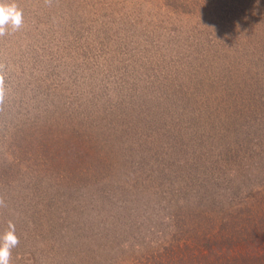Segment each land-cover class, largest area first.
<instances>
[{"label": "rangeland", "instance_id": "1", "mask_svg": "<svg viewBox=\"0 0 264 264\" xmlns=\"http://www.w3.org/2000/svg\"><path fill=\"white\" fill-rule=\"evenodd\" d=\"M0 2L14 3L23 13V26L0 37L6 89L0 105V236L11 222L19 239L9 264H226L232 257L217 239L222 238L219 223L240 220L251 211L243 219L264 224V62H259L256 81L247 67L242 70L248 51L241 49L251 50L248 57L264 52V18L257 24L251 19L247 24L228 17L223 21V0ZM65 18L70 25H89L91 38H103L108 47L117 40L126 44L132 55L124 60L131 61H114L105 79H90L94 90L87 93V85L51 74L56 61L40 54L38 37L47 24ZM217 18L222 28L214 27ZM65 26L54 27V34ZM158 27L163 32L157 43ZM221 29L230 45L222 48L235 53L220 48L213 54L217 48L210 44V32ZM162 41L165 49L174 44L181 49L176 58L170 52L161 60L162 49L156 46ZM61 42H48L46 50ZM110 57L116 59L114 53ZM78 59L73 71L85 67ZM225 60L235 62L228 67ZM74 93L78 99L71 104ZM24 126L27 140H17ZM88 138L90 154L94 147L117 162V183H123V175H141L127 188L139 194L136 201L129 193L111 191L93 208L89 186L73 192L83 169L75 164L66 170L69 160L77 159L66 156L59 142L69 148L77 141L82 150ZM13 143L21 152L10 163ZM160 170L165 176L160 177ZM165 197L182 208L185 219L179 217L177 226L156 217L175 214L166 204L159 210L145 205ZM109 203L111 213H96ZM134 209L141 211L132 213ZM143 211L151 217L144 219ZM183 223L202 226L199 234L205 229L208 241H190ZM122 224L129 228L116 229ZM250 248L234 255L264 264L256 241Z\"/></svg>", "mask_w": 264, "mask_h": 264}, {"label": "trees", "instance_id": "2", "mask_svg": "<svg viewBox=\"0 0 264 264\" xmlns=\"http://www.w3.org/2000/svg\"><path fill=\"white\" fill-rule=\"evenodd\" d=\"M253 1L255 2L254 5H252ZM223 5H224L223 12H225L223 16H221L223 21H225L228 17V18L233 19L236 24L241 23L242 20H244L243 22L247 24L248 21L246 19H251L252 21H254L255 24H257L262 21L261 20L262 18H264V0H241V1H238L237 3L235 2L230 3L229 6L226 5L225 0H223ZM216 21L217 22L215 23L214 27L222 28V23L220 19L217 18ZM89 23L93 25L94 21H89ZM45 24L42 23V26H45ZM108 24H109V21H108ZM112 24H114L113 21H112ZM161 24L162 23H159V25ZM58 25L60 26L66 25V26L64 27V30H61L59 33L54 34V31H55L54 27H57ZM88 27L89 25L86 26L80 23H72V25H70V22L67 20V18H65L59 21H55L54 24H47L44 28L40 29L44 36L42 37V34H40V36L38 37L39 48L42 51H44L40 54L49 55L53 57V59L56 61V63L53 65V70H50L51 74L54 72V74H56L57 76H61V77H66V75H68L67 78L70 77L68 79L69 81L74 82L76 80L77 82L79 81V83H81L78 86L83 87L84 85H87V87L89 88L86 90L82 88L83 93H87V92L94 90L91 86H88L89 82L91 80L93 81V79L91 78L97 77V79L98 78L102 80L105 79L106 75H109L107 72V68L112 66L114 61L115 62L121 61L122 63L127 62L128 64L129 61L131 60H124V57L127 55L128 56L132 55L130 54L127 48V45L119 42L118 40L114 42V44L110 45L111 47H108V43L104 42L103 38L102 40L98 38L97 36H96L97 38H94V39L91 38L93 37L94 32L89 30ZM156 27L157 25L155 26V28ZM158 28L160 31H157V32L154 31L158 37H155V39L153 40V41H156L157 43L159 42V40H161L162 32H163V27H158ZM224 30L225 29H221L218 32H210V44L212 45V47L217 48L213 50L214 55L217 50H222V49L224 50L227 49L228 51L232 52L231 48H222L223 46L226 45V41L224 40V37H223L226 34V31ZM230 34H233V29L231 30ZM241 35H243V33ZM56 39H58V41H62L61 46L58 47V44H57V47H53L52 49L46 50L47 47H49V46H46V44H48V42L52 44ZM162 44H163V41L161 42L160 46L158 45L156 46L158 50L162 49L161 51L163 55H161V60H165L166 55H169L171 53L172 55L170 58H176L175 57L176 53L181 50L178 47H176L175 44L171 46V48L168 47L166 49L161 46ZM228 47H230V45H228ZM241 49L248 51L244 53V58H243L244 65L242 66L243 67L242 70H245L247 67L248 69L247 71H249V74H251L250 77L256 78V81H257V79L261 75V67L259 65V62L260 61L264 62V55H262V53L264 52L262 51L257 52V56L253 55L252 53L251 56L248 57V53L251 50L247 48H241ZM49 50H51L52 52L50 53ZM111 53H114V55L116 56V59H112V57H110ZM232 53H235V52H232ZM148 55H145V56H148ZM77 59L80 60V62H82L83 65H85V67L82 70L73 71L74 69L73 67ZM233 62L235 61H228V60L223 61L224 65H227L228 67H231ZM88 65H91L89 70L87 68ZM139 65H141V63H138V66ZM151 66L155 69L159 68L156 64H153ZM82 79L84 80L81 82ZM60 80L62 81L64 79H60ZM78 86L75 88L78 89ZM71 95H72L71 97H73V99L71 100V104H73V102L76 101L78 97L76 93L71 94ZM48 98L49 96L47 97V99ZM55 98L56 97L54 96L50 97V100L48 101V103H50L53 99L55 100ZM58 98L59 99H57V101L59 102L60 100L63 105L65 106L70 105V101L68 99L64 97H58ZM33 105H36V103L34 102ZM19 131H21V129ZM26 133H27V127L24 126L22 127L21 134L16 135V137L18 136L17 140L19 139L25 140ZM72 135L76 137L75 133H72ZM65 137H66V134L63 135L62 139H65ZM89 139L90 138L87 139L86 148H83L82 150L79 148L77 141L73 142L72 146L69 148L64 147L65 146L64 140L63 141L60 140L59 142L61 146L63 145L62 146L63 150L61 151H64L65 155L67 154L66 156L69 155L70 158L72 156L73 159L74 158L77 159L76 163H72L71 162L72 160L71 161L69 160V165L66 167V170L69 171L70 165H75V164H80L77 166V168L83 169L82 171L76 174V177H78V179L75 181L76 183L73 184V187H72L73 192H78L77 191L78 189L81 190L83 187L89 186L90 187L89 193H90L91 200H92V196L94 195V198L92 200L93 208L105 202L107 200L108 192H111V191H115L116 193L117 192L129 193L136 201L139 194H135L134 191H128L127 188L133 183L140 181L141 175L139 173L138 175H136V177H131V176H134L132 173L128 176L123 175L122 177L125 176L123 183H120V182L117 183L115 180V178H117L116 170L119 168L117 166V162L112 159H108V158L105 159L104 157L101 156L98 149L94 147L93 149L95 150V154L94 155L90 154L89 145H92V143L89 142ZM12 146L14 147H11L12 152L10 153L11 154L10 156L11 160L9 161L10 163L12 162L14 163L17 160L16 154L21 152V149H19L20 147L17 144L13 143ZM84 159L87 161L90 160V163L87 165ZM92 161H96V164L94 166H92L91 164ZM160 171H159L160 177L165 176L166 174L165 171L163 172L162 170ZM87 176H89L88 179L86 178ZM79 179H84V181L79 180ZM163 199H164V203H163ZM134 200H133V203L135 202ZM162 204H166L167 208L171 212L174 211L175 214L167 213L166 215H159V214H162V213H159L158 216L156 215L157 218L163 217L167 221H169L172 225H176L178 223L179 217L185 219L184 215L181 213L182 208H180L178 205V202L172 198L169 199L165 197L159 201L155 200L154 202L152 201L150 202V200H148L145 203V205L149 207L156 206L158 210L162 208L161 206ZM123 205L124 207L128 206L127 203H123ZM106 206L107 207H103L100 210H97L96 213L102 214V215H108L109 213H111L114 207L113 203H109ZM137 210L138 209H134V211L131 210V212L136 213V212L141 211V210H138V211ZM142 213L143 215L145 214L144 211ZM147 214L150 216H148ZM145 215H146V218L144 219H148L151 217V214L148 211H146ZM247 216H252V212L244 211V213L240 215L241 217L239 218L240 220H234L233 222H230L231 220H229L228 222L225 221V222L219 223V230H220L219 237L222 236V238H217V239L220 240V245L222 246V248H227L230 251L231 254L229 255H231L232 257V258H226L228 261L226 264H249L247 259H244L243 255L238 254L237 256H235L234 252L236 250H242L244 253H246V251L251 249L250 247L255 243V241L258 247L260 248V250H263V253H264V224L261 223L259 225V223H252L249 221H245L243 218ZM183 225H185L188 231H190L189 234H190V237L192 238L191 239L189 237L190 241L195 240L194 242H197L196 240L200 238H202L203 240L206 239L207 236L204 234L205 229H203L201 233L199 234L202 226L199 227L198 224H185V223H183ZM215 225L217 224L215 223ZM118 228H121L124 230L129 227L122 224L116 227V229ZM199 235H202V236L200 237ZM250 237H253L254 239H249ZM205 241H208V240H205ZM205 241H204V244L207 243ZM139 246L140 244L137 242L135 244V247H139Z\"/></svg>", "mask_w": 264, "mask_h": 264}, {"label": "clouds", "instance_id": "3", "mask_svg": "<svg viewBox=\"0 0 264 264\" xmlns=\"http://www.w3.org/2000/svg\"><path fill=\"white\" fill-rule=\"evenodd\" d=\"M23 26V13L16 4H4L0 2V37H3L10 28L13 32ZM6 97L5 77L0 74V105H3ZM19 244L15 235V226L10 222L8 231L0 236V264H9L11 250Z\"/></svg>", "mask_w": 264, "mask_h": 264}]
</instances>
